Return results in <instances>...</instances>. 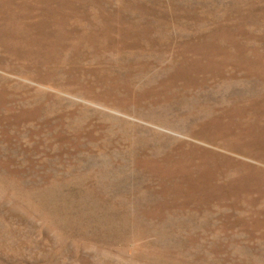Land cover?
Instances as JSON below:
<instances>
[{"label": "rangeland", "instance_id": "1", "mask_svg": "<svg viewBox=\"0 0 264 264\" xmlns=\"http://www.w3.org/2000/svg\"><path fill=\"white\" fill-rule=\"evenodd\" d=\"M0 264H264V0H0Z\"/></svg>", "mask_w": 264, "mask_h": 264}]
</instances>
